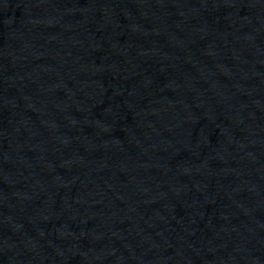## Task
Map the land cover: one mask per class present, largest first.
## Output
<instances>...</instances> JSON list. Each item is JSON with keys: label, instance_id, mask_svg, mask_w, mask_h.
<instances>
[{"label": "water", "instance_id": "obj_1", "mask_svg": "<svg viewBox=\"0 0 264 264\" xmlns=\"http://www.w3.org/2000/svg\"><path fill=\"white\" fill-rule=\"evenodd\" d=\"M0 264H264V0H0Z\"/></svg>", "mask_w": 264, "mask_h": 264}]
</instances>
